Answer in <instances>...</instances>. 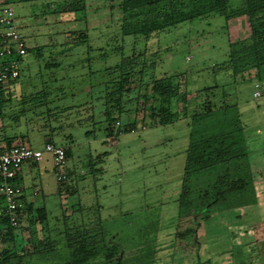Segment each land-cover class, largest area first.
<instances>
[{"label":"rangeland","instance_id":"1","mask_svg":"<svg viewBox=\"0 0 264 264\" xmlns=\"http://www.w3.org/2000/svg\"><path fill=\"white\" fill-rule=\"evenodd\" d=\"M119 1L86 0L84 12L59 16L56 1L9 4L28 50L11 90L19 118H0V129L6 126L0 135L23 136L21 143L41 151L50 141L70 153L64 184L47 153L23 166L28 175L16 183L33 211L46 208L47 220L40 224L34 212L26 214L15 230L17 242L26 247L32 232L42 238L46 230L61 238L65 219L88 224L98 213L106 234L122 244V257L131 258L128 264H264V84L256 89L257 82L212 73L227 59L229 43L250 35L247 18L227 29L219 16L187 22L147 42L122 36ZM241 1L229 0L234 6ZM83 33L86 40L75 46ZM132 52L144 54V80L185 72L191 92L185 112L173 105L182 115L178 123H149L141 99L149 89H139L138 82L139 91L114 102L119 82L112 67ZM208 87L213 89L203 91ZM207 104L237 108L257 199L211 218H180L188 121ZM129 123L133 133L126 131ZM211 174L202 173L193 186L203 187ZM6 246L0 241V252Z\"/></svg>","mask_w":264,"mask_h":264},{"label":"trees","instance_id":"2","mask_svg":"<svg viewBox=\"0 0 264 264\" xmlns=\"http://www.w3.org/2000/svg\"><path fill=\"white\" fill-rule=\"evenodd\" d=\"M26 1L0 0V9ZM50 1H56L53 12L58 16L86 10V0ZM118 9L122 36H140L147 42L187 22L219 16L225 20L227 29L232 21L247 18L250 35L229 43L227 59L212 66V73L218 75L225 72L233 82L247 80L264 84V0H242L235 6L229 0H120ZM85 40L86 35L80 34L74 45ZM143 56L142 53L132 52L122 56L120 62L112 67V73L119 82L118 100L114 102H120L124 92L129 93V99L130 94L140 88L149 89L141 96L149 123L158 126L178 123L182 115L173 112V105H182L185 112L191 92L185 72L144 80L147 64L142 60ZM45 67L57 68L58 64L46 63ZM14 84L7 88L0 86V118L9 117L16 123L19 114L12 110L16 108L12 105ZM135 84L139 89L135 90ZM213 87L203 88V91ZM118 107L121 108L122 103ZM6 110H9L8 114ZM145 121L144 117L141 122ZM188 123L184 176L178 200L179 217L211 218L218 212L243 208L256 201L255 179L248 162L244 128L237 108L223 106L215 109L207 104L204 111L193 114ZM128 125L133 128L132 123ZM5 128L3 124L0 132ZM22 139L23 136L0 135V144L7 147L15 145L16 141L26 144L21 143ZM69 157L67 149L66 160ZM208 172L212 174L203 187L193 186L202 173ZM71 192L75 193L74 190ZM25 205L27 215L31 216L34 212L38 222L45 224V207L33 211V203L26 202ZM96 212L99 210L96 209ZM96 215L95 221L88 224H71L65 219L61 238L47 234V230L42 238L32 232L26 247L21 241L17 242L16 229L1 222L0 234L3 235H0V241L7 246L0 252V264H128L131 258L122 257L125 252L122 244L106 234L98 213Z\"/></svg>","mask_w":264,"mask_h":264},{"label":"built area","instance_id":"3","mask_svg":"<svg viewBox=\"0 0 264 264\" xmlns=\"http://www.w3.org/2000/svg\"><path fill=\"white\" fill-rule=\"evenodd\" d=\"M26 54L27 47L17 26L14 11L10 5H5L0 9V86L7 88L18 81L20 66ZM260 87V83L255 84L256 89ZM253 96L257 99L260 93L256 91ZM116 126L121 125L116 122ZM126 131L133 133L135 129L127 127ZM66 151V148L48 142L45 143L43 151L33 149L27 144L10 147L0 144V223L5 222L18 229L26 216L27 201L23 199V189L16 183L23 166L41 161L44 153H47L56 169L57 182L64 184L67 180Z\"/></svg>","mask_w":264,"mask_h":264},{"label":"crops","instance_id":"4","mask_svg":"<svg viewBox=\"0 0 264 264\" xmlns=\"http://www.w3.org/2000/svg\"><path fill=\"white\" fill-rule=\"evenodd\" d=\"M27 165H30V164H27ZM23 173H25L26 175H28V173L26 172V170H24L23 168H22V170H21V172L19 173V175L17 176V179H16V181H18L20 178H22L23 177ZM31 202V201H30ZM33 202V201H32Z\"/></svg>","mask_w":264,"mask_h":264}]
</instances>
